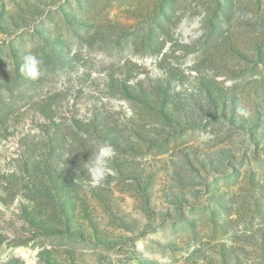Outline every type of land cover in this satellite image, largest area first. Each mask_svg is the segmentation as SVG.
Returning <instances> with one entry per match:
<instances>
[{
  "label": "rangeland",
  "instance_id": "obj_1",
  "mask_svg": "<svg viewBox=\"0 0 264 264\" xmlns=\"http://www.w3.org/2000/svg\"><path fill=\"white\" fill-rule=\"evenodd\" d=\"M0 264H264V0H0Z\"/></svg>",
  "mask_w": 264,
  "mask_h": 264
},
{
  "label": "clouds",
  "instance_id": "obj_2",
  "mask_svg": "<svg viewBox=\"0 0 264 264\" xmlns=\"http://www.w3.org/2000/svg\"><path fill=\"white\" fill-rule=\"evenodd\" d=\"M42 60L34 54H28L24 57V63L21 65V72H25L32 78L39 75ZM114 148L108 143H102L97 146L89 160L86 162L93 182H99L104 173L108 170L111 160L115 157Z\"/></svg>",
  "mask_w": 264,
  "mask_h": 264
}]
</instances>
